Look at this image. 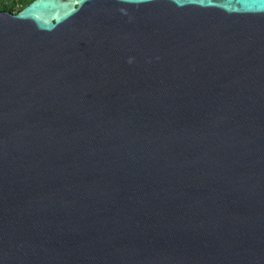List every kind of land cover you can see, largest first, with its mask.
<instances>
[{"label":"water","instance_id":"95a60500","mask_svg":"<svg viewBox=\"0 0 264 264\" xmlns=\"http://www.w3.org/2000/svg\"><path fill=\"white\" fill-rule=\"evenodd\" d=\"M0 264H264V0L0 12Z\"/></svg>","mask_w":264,"mask_h":264},{"label":"trees","instance_id":"16d2710c","mask_svg":"<svg viewBox=\"0 0 264 264\" xmlns=\"http://www.w3.org/2000/svg\"><path fill=\"white\" fill-rule=\"evenodd\" d=\"M32 1L33 0H17L16 3L10 2L5 4L0 1V12L17 13ZM16 4H19V8L17 11H14Z\"/></svg>","mask_w":264,"mask_h":264},{"label":"rangeland","instance_id":"374dc122","mask_svg":"<svg viewBox=\"0 0 264 264\" xmlns=\"http://www.w3.org/2000/svg\"><path fill=\"white\" fill-rule=\"evenodd\" d=\"M0 1H1L3 4H4V3H10V2H11V0H0ZM18 8H19V4H16L14 11H17Z\"/></svg>","mask_w":264,"mask_h":264},{"label":"built area","instance_id":"2783aa9c","mask_svg":"<svg viewBox=\"0 0 264 264\" xmlns=\"http://www.w3.org/2000/svg\"><path fill=\"white\" fill-rule=\"evenodd\" d=\"M11 2H15V3H16V2H17V0H11ZM4 4H5V3H4Z\"/></svg>","mask_w":264,"mask_h":264}]
</instances>
